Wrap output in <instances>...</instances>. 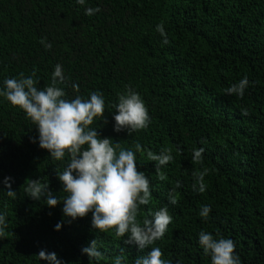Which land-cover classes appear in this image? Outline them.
Masks as SVG:
<instances>
[{
    "label": "trees",
    "instance_id": "16d2710c",
    "mask_svg": "<svg viewBox=\"0 0 264 264\" xmlns=\"http://www.w3.org/2000/svg\"><path fill=\"white\" fill-rule=\"evenodd\" d=\"M161 23L168 44L156 31ZM45 37L50 49L40 43ZM57 64L66 77L60 85L66 99L103 95L108 122L97 118L90 127L133 150L149 177L151 202L141 206L138 219L167 206L173 220L162 239L140 250L114 229H93L91 213L73 220L63 202L49 207L46 197H28L21 189L26 179L39 178L62 201L68 193L54 169L63 171L69 159L53 160L39 146L36 125L0 96V213L6 216L0 264H49L37 256L42 249L63 264H89L81 250L93 239L104 258L91 264H114L121 250L124 264H135L152 247L172 264H211L199 244L202 230L232 239L241 264H264V0H0V89L6 78L33 71L43 88ZM244 76L250 81L244 97L226 95ZM128 87L151 117L147 129L131 136L114 130L112 107ZM244 108L249 115L241 114ZM137 143L156 154L172 149L174 161L161 168L166 180L157 179L155 162L136 151ZM200 147L203 163L193 164L192 150ZM204 168L206 191L198 193L193 172ZM177 181L182 187L172 205L168 193ZM204 205L212 209L207 219L199 215Z\"/></svg>",
    "mask_w": 264,
    "mask_h": 264
},
{
    "label": "clouds",
    "instance_id": "9594fccd",
    "mask_svg": "<svg viewBox=\"0 0 264 264\" xmlns=\"http://www.w3.org/2000/svg\"><path fill=\"white\" fill-rule=\"evenodd\" d=\"M80 5L85 0H77ZM100 8H87L85 14L92 16L99 12ZM156 31L163 38L162 44H168L167 33L163 23L157 25ZM46 37L40 43L46 49L51 44L46 42ZM36 72L30 77L20 73L19 78H6L4 87L0 89L3 96L14 107H19L26 113V117L36 125L39 133V146L50 153V157L56 161H63L67 156L69 162L63 171L54 169L59 181L62 183L66 197L59 199L50 190L49 183L38 179L28 178L22 186V190L33 200H42L49 207H56L63 202V213L66 217L83 218L92 214L91 226L100 232L109 229L115 230L117 237L125 238L126 245H136L144 250L164 237L168 226L173 220L167 206L156 211L149 209V215L142 220L140 216L141 206L151 202V185L145 172L138 169L137 157L133 150L121 147L119 142L113 144V139L103 137L99 129L90 127L97 118L105 117V99L99 92H91L88 99L77 95L74 99H66V92L60 85L65 83L62 66L57 64L52 74L51 83L43 88L37 87ZM250 81L244 76L239 82L226 88V95H236L243 98ZM72 87L79 92V85ZM116 109L113 118L114 130L121 132L127 130L131 136L134 132L147 129L151 117L148 108L140 94L128 87L124 93L118 95V103L112 105ZM243 116L249 115L247 108L242 109ZM103 126V125H102ZM36 142V138H32ZM203 143V141H202ZM86 146V147H85ZM137 152L146 151L147 159L155 162L157 179L164 181L166 175L161 168L174 161L171 148H161L158 154L151 150L142 149L141 145H135ZM192 155L193 164L203 163V147L194 148ZM208 169L194 171L195 183L193 191L204 193L206 191L205 176ZM7 178L4 184L7 187V195L16 197L11 183ZM182 187L177 181L168 193V202L172 205L178 203L176 189ZM211 207L204 205L199 215L207 219ZM150 217V218H149ZM6 216L0 213V237L5 235ZM59 231L62 223L55 226ZM219 236V234H217ZM199 244L206 255L211 256V264H241L240 257L235 252V242L229 238H214L213 234L206 231L199 232ZM82 254L87 255L89 264L93 260L100 261L104 254L98 248L97 239H93L89 246L82 248ZM40 260H47L49 264H63L55 252L49 253L40 250ZM163 252L159 247H152L145 256H138L135 264H172V261L163 259ZM124 254L114 258V264H124ZM182 264V262H178Z\"/></svg>",
    "mask_w": 264,
    "mask_h": 264
}]
</instances>
